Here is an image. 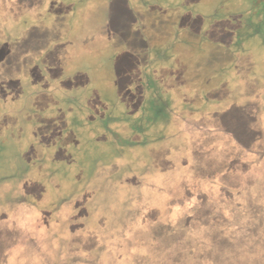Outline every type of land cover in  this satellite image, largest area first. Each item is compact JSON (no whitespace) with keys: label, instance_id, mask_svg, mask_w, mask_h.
Returning <instances> with one entry per match:
<instances>
[{"label":"rangeland","instance_id":"374dc122","mask_svg":"<svg viewBox=\"0 0 264 264\" xmlns=\"http://www.w3.org/2000/svg\"><path fill=\"white\" fill-rule=\"evenodd\" d=\"M0 264H264V0H0Z\"/></svg>","mask_w":264,"mask_h":264},{"label":"crops","instance_id":"0c3cea01","mask_svg":"<svg viewBox=\"0 0 264 264\" xmlns=\"http://www.w3.org/2000/svg\"><path fill=\"white\" fill-rule=\"evenodd\" d=\"M188 190H189L188 188L183 189V191L185 192H188ZM191 195H195V194L191 192ZM200 206L201 203L197 202V200L195 199L184 200L181 199L179 196L176 201V204H174V206H172L170 210V217H169L170 225L173 226L174 224L183 221L186 222L185 224L186 226H189L191 223L197 220V217L195 216L197 214V209H199ZM172 230H174V228ZM84 240L86 241L88 240L91 243L89 246H85V244H82L86 250H88L91 245L93 246L91 248L92 250L96 249L98 238L91 237L90 240L88 238H85Z\"/></svg>","mask_w":264,"mask_h":264},{"label":"trees","instance_id":"16d2710c","mask_svg":"<svg viewBox=\"0 0 264 264\" xmlns=\"http://www.w3.org/2000/svg\"><path fill=\"white\" fill-rule=\"evenodd\" d=\"M179 206V205H178ZM178 213H180V212H178ZM167 214V216H166V220H167V229L164 231V233L161 235V239H165V238H168V239H171L172 238V236H175L176 234H177V231H181V230H184V229H186L185 231H184V234L187 232V230L189 229L188 228V226H186L185 224H186V222H179V223H176V224H174L173 226H171L170 225V222H169V217H170V211L168 212V213H166ZM195 217H199V215H196ZM200 223V222H199ZM196 225V223H195V221L193 222V223H191L190 225H189V227L191 226V225ZM174 228V230H172ZM188 228V229H187ZM175 229H177V230H175ZM56 235H59V232H56L55 233V236ZM65 239H66V236H64V235H60V236H58L57 237V240L59 241V242H61L62 241V243H64L65 242ZM166 246H168V243L166 244ZM141 253V252H140ZM143 254V253H142ZM101 255L102 256H104L105 255V253H101ZM97 259H98V257H97ZM97 259H94L93 261H96Z\"/></svg>","mask_w":264,"mask_h":264}]
</instances>
